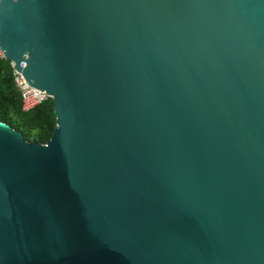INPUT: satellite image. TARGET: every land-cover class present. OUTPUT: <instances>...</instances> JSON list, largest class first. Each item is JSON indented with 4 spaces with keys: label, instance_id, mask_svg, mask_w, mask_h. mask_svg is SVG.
<instances>
[{
    "label": "water",
    "instance_id": "95a60500",
    "mask_svg": "<svg viewBox=\"0 0 264 264\" xmlns=\"http://www.w3.org/2000/svg\"><path fill=\"white\" fill-rule=\"evenodd\" d=\"M47 94L0 123V264H264V0H0Z\"/></svg>",
    "mask_w": 264,
    "mask_h": 264
},
{
    "label": "trees",
    "instance_id": "16d2710c",
    "mask_svg": "<svg viewBox=\"0 0 264 264\" xmlns=\"http://www.w3.org/2000/svg\"><path fill=\"white\" fill-rule=\"evenodd\" d=\"M0 123L10 126L30 144L45 145L55 127L52 101L24 113L18 89L13 81V69L7 60L0 61Z\"/></svg>",
    "mask_w": 264,
    "mask_h": 264
},
{
    "label": "built area",
    "instance_id": "2783aa9c",
    "mask_svg": "<svg viewBox=\"0 0 264 264\" xmlns=\"http://www.w3.org/2000/svg\"><path fill=\"white\" fill-rule=\"evenodd\" d=\"M6 60L4 55L0 51V61ZM12 69L13 65L11 64ZM13 81L20 93L21 102H22V111L28 113L32 111L36 106L49 100V96L43 91H39L35 88L28 86L23 79V77L13 70Z\"/></svg>",
    "mask_w": 264,
    "mask_h": 264
}]
</instances>
